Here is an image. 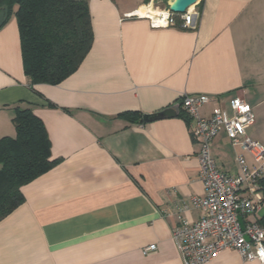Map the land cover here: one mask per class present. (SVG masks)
<instances>
[{
  "label": "crops",
  "instance_id": "obj_1",
  "mask_svg": "<svg viewBox=\"0 0 264 264\" xmlns=\"http://www.w3.org/2000/svg\"><path fill=\"white\" fill-rule=\"evenodd\" d=\"M139 6L89 0L92 47L58 84L31 87L16 16L0 28V138L16 135L14 107L29 104L57 159L22 186L24 202L0 221V264H184L172 230L200 219L193 198L205 195L195 121L182 107L150 122L123 112L155 113L205 95L209 117L237 95L253 106L249 134L264 145V0H201L195 28L127 17ZM211 153L229 173L238 153L253 164L224 130ZM263 216L264 204L249 219ZM205 264L264 263L225 249Z\"/></svg>",
  "mask_w": 264,
  "mask_h": 264
},
{
  "label": "built area",
  "instance_id": "obj_2",
  "mask_svg": "<svg viewBox=\"0 0 264 264\" xmlns=\"http://www.w3.org/2000/svg\"><path fill=\"white\" fill-rule=\"evenodd\" d=\"M200 2L180 15L183 28L196 27L199 16L196 6ZM158 11L157 19L136 11L126 15L148 18L154 28L175 26L174 12ZM211 100L205 95H185L180 102L187 116L195 121L192 135L200 144L197 154L199 179L204 184L205 195L193 198L195 206L203 211L200 219L196 222L182 219L172 230V237L184 264H205L225 249L237 250L243 260L264 263V226L249 219L264 204L259 185L264 176V145L249 134V128L256 121L253 106L235 95L224 106L214 107L209 117L203 116L201 108ZM221 130L226 132L234 147L252 155V165L243 153H238L236 173L222 171L217 166L211 144ZM155 249L156 245L151 244L144 251Z\"/></svg>",
  "mask_w": 264,
  "mask_h": 264
},
{
  "label": "trees",
  "instance_id": "obj_3",
  "mask_svg": "<svg viewBox=\"0 0 264 264\" xmlns=\"http://www.w3.org/2000/svg\"><path fill=\"white\" fill-rule=\"evenodd\" d=\"M15 15L23 68L33 87L58 84L75 72L90 51L94 32L89 0H0V28ZM180 13L175 26L182 27ZM145 113L120 114L130 122H144ZM15 136L0 138V221L21 205L22 186L50 170L51 141L43 120L26 103L14 107ZM264 198V176L259 180ZM264 226V216L257 220Z\"/></svg>",
  "mask_w": 264,
  "mask_h": 264
},
{
  "label": "water",
  "instance_id": "obj_4",
  "mask_svg": "<svg viewBox=\"0 0 264 264\" xmlns=\"http://www.w3.org/2000/svg\"><path fill=\"white\" fill-rule=\"evenodd\" d=\"M200 0H170L168 8L174 13H185L189 8L197 4ZM181 113L180 103L173 104L155 113H145L143 116L144 122H150L156 119L178 116ZM242 222V218H240Z\"/></svg>",
  "mask_w": 264,
  "mask_h": 264
},
{
  "label": "rangeland",
  "instance_id": "obj_5",
  "mask_svg": "<svg viewBox=\"0 0 264 264\" xmlns=\"http://www.w3.org/2000/svg\"><path fill=\"white\" fill-rule=\"evenodd\" d=\"M117 4L120 6H128V7H135L140 4L142 5H148L150 2L152 3L153 9L156 10H167L168 8V3L170 0H114ZM139 6V7H140ZM198 6H196V9H198Z\"/></svg>",
  "mask_w": 264,
  "mask_h": 264
},
{
  "label": "bare ground",
  "instance_id": "obj_6",
  "mask_svg": "<svg viewBox=\"0 0 264 264\" xmlns=\"http://www.w3.org/2000/svg\"><path fill=\"white\" fill-rule=\"evenodd\" d=\"M146 6V8L144 10L140 9L139 11L137 10L136 12L142 15H148L150 14L151 16H153L154 18L157 19V17L159 16V11L156 9H153L152 5H144Z\"/></svg>",
  "mask_w": 264,
  "mask_h": 264
}]
</instances>
